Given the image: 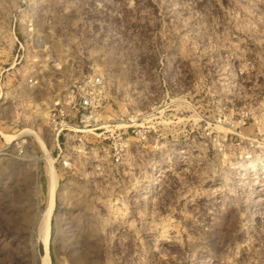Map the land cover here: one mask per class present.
Listing matches in <instances>:
<instances>
[{
	"label": "rangeland",
	"instance_id": "rangeland-1",
	"mask_svg": "<svg viewBox=\"0 0 264 264\" xmlns=\"http://www.w3.org/2000/svg\"><path fill=\"white\" fill-rule=\"evenodd\" d=\"M96 74L118 160L49 127ZM48 207L52 264H264V0H0V264Z\"/></svg>",
	"mask_w": 264,
	"mask_h": 264
},
{
	"label": "built area",
	"instance_id": "built-area-1",
	"mask_svg": "<svg viewBox=\"0 0 264 264\" xmlns=\"http://www.w3.org/2000/svg\"><path fill=\"white\" fill-rule=\"evenodd\" d=\"M105 82L101 74L76 81L58 100L53 101L49 111L50 130L56 135L58 147L60 138L73 133L78 141L85 143L90 137L107 140L117 160L126 147L129 138L139 137L142 128L138 118L106 119ZM67 139V138H66ZM20 146V147H19ZM18 147L23 150L22 145ZM21 150V152H22Z\"/></svg>",
	"mask_w": 264,
	"mask_h": 264
},
{
	"label": "bare ground",
	"instance_id": "bare-ground-1",
	"mask_svg": "<svg viewBox=\"0 0 264 264\" xmlns=\"http://www.w3.org/2000/svg\"><path fill=\"white\" fill-rule=\"evenodd\" d=\"M34 136L36 135L35 133H33ZM36 137V136H35ZM54 140V138H53ZM49 164V163H48ZM51 166V165H50ZM49 170V173L50 175L53 176L54 172L51 170V167L48 169ZM51 177V176H50ZM53 178V177H51ZM53 180V179H52ZM50 204V203H49ZM49 206V205H48ZM51 206V204H50ZM49 206V207H50ZM48 207V208H49ZM47 208V209H48ZM38 217V216H37ZM50 217H51V209L49 208V210L44 213H42L40 215L39 218H37L34 222L31 221V223L33 222V225H35V227L37 226L38 228V231L36 232V230L34 229L33 232L35 231L36 232V235L39 236L38 239H41V242L42 240L44 241L43 243H45L46 245V254L45 255H41L40 258V261H39V264H52L51 262V257H50V254L48 252V239H49V232H50ZM29 221V220H28ZM23 222V221H22ZM30 223V221L28 222ZM24 225V224H23ZM34 228V227H33ZM22 229V228H21ZM38 261V260H37Z\"/></svg>",
	"mask_w": 264,
	"mask_h": 264
}]
</instances>
